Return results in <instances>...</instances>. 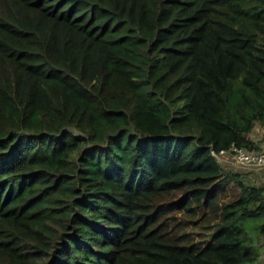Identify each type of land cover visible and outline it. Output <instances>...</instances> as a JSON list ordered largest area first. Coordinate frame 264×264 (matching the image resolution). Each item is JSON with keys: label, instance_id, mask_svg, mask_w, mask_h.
I'll use <instances>...</instances> for the list:
<instances>
[{"label": "trees", "instance_id": "16d2710c", "mask_svg": "<svg viewBox=\"0 0 264 264\" xmlns=\"http://www.w3.org/2000/svg\"><path fill=\"white\" fill-rule=\"evenodd\" d=\"M257 123L264 0H0V264H258Z\"/></svg>", "mask_w": 264, "mask_h": 264}, {"label": "rangeland", "instance_id": "374dc122", "mask_svg": "<svg viewBox=\"0 0 264 264\" xmlns=\"http://www.w3.org/2000/svg\"><path fill=\"white\" fill-rule=\"evenodd\" d=\"M250 136L255 139L259 149L264 147V124L257 123ZM223 162V163H222ZM225 171L238 173L245 182L258 184L264 186V168L262 169H248L239 167V165L233 163L231 160L225 159L220 162ZM231 189L228 187L227 195L222 199H227L230 196ZM168 200V199H167ZM206 215L205 219H207ZM199 218V220H197ZM200 219V213L196 215H190L185 211L174 212L165 216L162 220L165 222L167 234L170 236L183 235L184 239L191 242L202 241L205 239L211 230L209 221ZM252 233V236L255 237ZM257 234V233H256ZM260 236H256L254 243L259 246ZM258 240V242H257ZM258 264H264V250L259 248Z\"/></svg>", "mask_w": 264, "mask_h": 264}, {"label": "built area", "instance_id": "2783aa9c", "mask_svg": "<svg viewBox=\"0 0 264 264\" xmlns=\"http://www.w3.org/2000/svg\"><path fill=\"white\" fill-rule=\"evenodd\" d=\"M213 154L219 161L228 159L242 168H264V147L259 149L232 145L229 149L220 150L218 153L213 152Z\"/></svg>", "mask_w": 264, "mask_h": 264}, {"label": "crops", "instance_id": "0c3cea01", "mask_svg": "<svg viewBox=\"0 0 264 264\" xmlns=\"http://www.w3.org/2000/svg\"><path fill=\"white\" fill-rule=\"evenodd\" d=\"M254 141L255 139L252 138ZM258 242V240H257ZM259 247L262 248V250H264V239L262 237L259 238Z\"/></svg>", "mask_w": 264, "mask_h": 264}]
</instances>
